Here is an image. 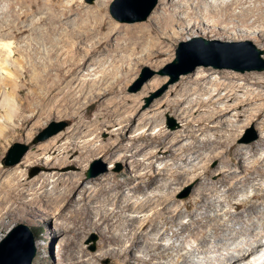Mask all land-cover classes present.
<instances>
[{
  "label": "rangeland",
  "instance_id": "rangeland-1",
  "mask_svg": "<svg viewBox=\"0 0 264 264\" xmlns=\"http://www.w3.org/2000/svg\"><path fill=\"white\" fill-rule=\"evenodd\" d=\"M19 1L21 2L22 0H0V23L3 21L7 22L11 19L9 10L11 9L10 3L13 2L14 8L16 7L15 9L17 11L33 8L32 14L29 15L30 17L28 16L26 18L27 20L24 19V21L26 20V24L36 27L40 33L47 30L49 24L40 22L39 18L48 12L49 6L46 4L44 6L43 0H23L21 3ZM60 1L63 4L74 3L77 9L74 10L69 18L63 19L61 25L59 23L56 24L58 26L57 31H55L53 35L55 39L51 42L55 43L60 37V43L57 44L59 53L52 58H48L53 61L61 60L60 62H63L67 66L69 62L78 58L81 50L84 52L88 49L87 45L91 46L92 42L105 37L107 29L102 32L99 28L101 23H108L112 20L118 25L134 26L147 22L154 12L157 10L161 11L162 0H158L157 5L146 20L134 22L120 21L111 13L110 8L115 0H109L101 11L94 10L96 9L95 5L98 3V0ZM152 1L153 0H142L136 6H127L128 3H126V0H122V3L118 4L117 7L118 14L125 18L142 16L151 5ZM259 3L264 5V0ZM40 4L42 8L37 10V5L40 7ZM241 11V6L235 7L234 9L236 13H241ZM250 21L252 22V19ZM242 29L245 31L244 35H236L235 38L220 37V35L215 36L207 30L185 35L175 41L172 46V56H166L164 57L166 59L165 61L156 64L155 62L143 64H134L132 62H126L125 64L124 62L122 67V62H120L121 57L131 55L132 51H120V53H108L106 51L97 52L92 54L87 62L77 69L78 72L74 80L71 82L70 79L67 80L55 93L49 96H45L44 91L35 90L31 86L22 93L16 92L9 86H4L0 90V169L2 170L0 190L5 187L4 184L8 181L10 174L15 171L21 174L22 179L19 176L17 179H13V181L18 182L17 180L20 179L22 183L37 177L42 171L51 173L57 168H59L61 173H65L66 175L70 172H82L83 186H94L96 188H98L97 183H99V181L104 183L107 182L109 185L115 176H118L119 180L124 181L128 177L129 172H137L138 174L144 173L143 167L137 169L138 163L146 159L144 154L141 153L134 158L126 160L121 157L123 155L121 150H117L118 153L116 156L111 158L103 154L92 156L89 160L83 162V166L81 164H71L61 167L54 166L52 170H48L43 162L44 160L46 161V158H57L62 156L59 148L73 136L70 131L75 122V115L78 116V120L81 121V124H84V127H82V135H84V138L78 137V140L81 142L85 140V142L99 145L102 141L115 142L117 139L121 140L123 138L122 133L119 134L116 132L118 124L106 126L103 125V123L106 120L120 121L121 118L129 114L136 117V119L130 130L126 133V138L122 140L124 144H132L133 138L139 136L146 130L148 134H154L161 128H165L164 130L183 135V138H180L176 146L175 144L173 145V148L178 149V147L189 146L192 148V150L188 151L187 161L175 156L159 159L158 161L155 159L156 170H161L165 167V164H169V167L172 168L182 165V170L185 168V170L189 169L192 170V172H188L189 177L187 176L188 178L183 180L184 182L182 181L180 184L173 182V186L170 189L166 188L164 185L171 183V179H162L151 193L160 194L163 192V194H165L166 192L167 194L171 192L172 194V191L175 189V193L173 194L182 205L183 213L181 214L182 216L178 218L181 223H189L193 214L200 213L201 211H207V213L205 212L206 216L211 214L210 216L214 218L213 222L211 221L213 220L212 218H210L211 220L208 219V222L211 221V224H215V221H226L227 223V225H225V227H227L225 228L223 226V229L220 230L222 236H218L219 238L215 236L214 232H211V224L208 223L206 226L208 241H206V243L197 241L195 237L191 236L192 232L190 231L186 232V235L184 234L186 239H184L183 236H180V238L173 237V231H171L165 238H161L160 241L168 243L171 239L175 242L177 247L181 245L187 246V249L183 250V252H187L191 248L188 260L190 262H188V264H218V259L224 256L228 249L234 247L238 242L247 240H250V242L254 241L257 234L264 232V197L252 198L254 203H258H256L257 211L252 216H248L246 212V214L242 213V215L239 213L241 210H236L233 207L232 203H230V198L226 195L227 188L222 185V183L217 184L219 187L217 189L218 191L216 190L215 193H211L213 194L211 195L212 197H210L211 199L213 198V201L210 200L213 204L209 203L212 205L211 207L204 206L202 208L203 210L197 209L196 211V209L188 210L184 204L185 202L194 201L200 192V184L194 183V181L190 179L195 174V170H197L196 172L199 174L200 172H204V168L211 169L213 172L212 177H209L211 180L208 177H204L205 180L204 178L200 180H204L207 185H209L211 181L209 185L211 188L213 181L218 180L223 172L228 169L229 157L226 152L230 149L232 143L249 147L253 145V150L259 152L258 156L263 157L262 160H264V143H258L260 138L264 137V127L262 124L264 117L259 121H252L249 118V114H251L252 111L248 113V115L245 114L240 117L228 115L226 118H223V121H227L226 119H229L230 116L234 122H227L221 127L218 120H215L213 122H208L209 127L202 130L203 125H201V123L203 119L206 118L207 113L215 107L216 102H210L209 104L205 103V106L203 105L201 107L199 105H194L188 108L191 100H201L207 92L204 86L201 88L199 87L198 90L192 89L196 85L188 80H192V78L203 74H206L208 77L212 76L211 78L225 84L230 83L242 86L240 87L242 90L239 91L241 94L248 90L251 92L256 90V92L261 91L264 93V42L259 37L260 30L264 29V19L255 22L253 26L242 27ZM84 30L90 31L91 33L86 39L80 41L79 39L76 40L71 37L73 31L78 33ZM35 36V33H27L24 35L23 39H13V41H15L14 46L15 48H23L26 47V45H30V52L26 54L32 56L35 61L43 62L47 59L46 53H44L43 50L46 47L52 46V43L48 42L45 46H39L35 40ZM119 36L122 35L117 31L112 38L118 40L117 38ZM199 37L211 40L210 44L205 46L201 45L197 40ZM182 41L186 42L184 48H188V51L179 64L171 66L170 64L177 57V49L180 47ZM198 45L203 46V49L193 50V46ZM36 46L39 48L36 49ZM241 49H245L247 53L244 54L241 52ZM234 50L240 51L243 56L240 58H235L236 56L234 54L229 56L230 53L228 51ZM0 54L2 55L1 59L8 57V53L1 50V48ZM27 59L28 56H26L25 53L19 52H17L16 56H9L7 58L14 66L23 65L24 62H28L29 59ZM199 63L201 65H198L194 71L191 70L186 74H182L179 80L170 83L173 73L182 69H190ZM231 65L233 67H230ZM135 66L136 68H134ZM248 67L256 68L244 72L240 70ZM93 69L97 70L98 77L91 76V79L87 80L90 76L86 77V74ZM221 70L236 73L235 77L231 80L228 78L229 76L220 74L219 71ZM104 76L108 78L104 79V81L103 79L100 80V78H104ZM253 77L258 79H254ZM92 78L94 79L92 80ZM84 79H86V82ZM118 79H121L119 85L123 87L122 90L119 89L118 93H110L101 100L96 97V94L99 92H104L105 89L109 90V86ZM30 80L32 82V78H30ZM98 80L102 83L101 86L96 88L94 90L95 92L91 91L90 83ZM257 80L262 81V84H258ZM231 81H233V83ZM83 85H85L84 88ZM187 88L190 89L187 90ZM222 93H226V90H223ZM26 96H28V102L25 107H23L22 103ZM216 99L217 98H215V100ZM177 100L182 101V110L185 109L188 114H192L191 116L189 115V119H191L194 124L192 123L188 128L186 127V121L180 116L182 110L180 109V111L176 113L168 107L172 101ZM262 101V99L257 100L253 105L247 106V108L255 107ZM10 105L14 110L12 115L11 112L9 113L10 108L8 110ZM24 108L26 110L21 111V109ZM66 111H69V113L65 114ZM26 118H29L30 122L24 124V119ZM53 121L66 122L67 124L62 131L52 137L44 141H36L37 137ZM57 136H60L61 139L58 143V147L45 150L49 142ZM208 141H211V143ZM224 141L226 142L224 143ZM17 142L28 145L29 149L21 161L17 163L18 165L6 166L4 159L10 148ZM143 142L139 141L137 144L139 145ZM249 147H245L244 150L246 152L251 151ZM147 149H149V147ZM29 153H35L39 158L44 157L45 159L43 158L42 161L31 164L25 163L24 161ZM76 155L71 157V159H74ZM244 156L246 158L244 157V162L242 161L243 164L253 163V158H251L249 154ZM146 162H149V160H146ZM262 166L264 169V161ZM90 171L93 174L91 176L88 175ZM234 175L243 177L245 172H242L240 168L234 167L232 176ZM250 176H253L251 182L245 183L246 185L239 183L240 185L238 184L239 186H237L235 190L230 191V193H234V199L232 197L234 201L246 200L255 193L264 194V174L253 172ZM106 179H109V181H106ZM139 181L140 178L134 180L133 183ZM162 183L165 184L163 185ZM58 184L61 186L60 183ZM53 186L54 184H49L50 189H52ZM80 190L73 194V200L70 206L64 211V215H59L58 212H60V209L53 210L50 214H45L43 211L34 209L23 210V212L19 214L17 210H15V213H6L7 210L1 207L3 210L0 212V241L13 226L19 223H26L32 228L37 239L38 251L33 264H73L76 256L81 254L83 250L91 254H99L101 252L99 247L100 232L97 230H86L80 220L81 217L79 212L74 211V209L78 207L76 201L81 198ZM125 191L126 194L131 195V198L134 200L143 197L142 193H135L134 195L129 187H126ZM205 207L206 209H204ZM210 208H212V210H210ZM230 210L235 213L233 216L230 212H227ZM217 212L219 215H222L219 216ZM214 213H216V215ZM242 218H244V222H237V220H241ZM175 229L180 230V226H176ZM222 230H224V232ZM254 231L257 232L255 233ZM223 237L225 239H222ZM219 240L221 242L223 241L222 244ZM177 247L172 250L173 255L168 257V261L180 257L178 252H181V250L177 251ZM216 257L217 259L215 260ZM258 257L260 258L258 264H264V249L259 251ZM161 261H166V259ZM98 262L97 264H119V261L112 257L102 258Z\"/></svg>",
  "mask_w": 264,
  "mask_h": 264
},
{
  "label": "bare ground",
  "instance_id": "bare-ground-1",
  "mask_svg": "<svg viewBox=\"0 0 264 264\" xmlns=\"http://www.w3.org/2000/svg\"><path fill=\"white\" fill-rule=\"evenodd\" d=\"M108 1L109 0H98V3L95 5L96 9L94 10L101 11L107 5ZM261 1L262 0H162L161 11L157 10L154 12L147 22L134 26L118 25L112 20L108 23H101L99 26L100 30L103 32L107 29L105 37L92 42L91 46L87 45L88 49L84 52L81 50L78 58L69 62L67 66L63 62H60L61 60L53 61L49 59L59 53L57 44L60 43L61 39L59 37L55 43L51 41L55 39L53 35L55 31H57L58 26L56 24L59 23L61 25L63 19L69 18L74 10L77 9V6H75L74 3L63 4L60 0H43L44 6L46 4L49 7L47 6L48 12L42 15L39 21L48 23L49 27L44 32L40 33L36 27H32L25 22L27 20L26 18L32 14L33 8L21 10L22 12L19 10L17 11L15 9L16 7L14 8V3L11 2V9L9 10L11 19L7 22L3 21L0 23V48L8 53V57L16 56L17 52H19L25 53L29 60L27 59L28 62H24L23 65L14 66L13 63H10V60H7L8 57L1 59L2 55L0 54V90L4 86H9L16 92L22 93L31 86L35 90L44 91L45 96H49L55 93L67 80L70 79V82L74 80L78 72L77 69L84 65L92 54L97 52L106 51L108 53H120V51H132L131 55L121 57L120 62H122V67L124 62L125 64L126 62H132L134 64L155 62L156 64L165 61L166 59L164 57L166 56L171 57L172 46L175 41L188 34L207 30L215 36L220 35V37L235 38L236 35H244L245 31L242 27L253 26L255 22L264 19V5L259 3ZM240 6L242 8L241 13L234 12L235 7ZM40 8H42V5L40 4V7L37 5V10ZM24 19L26 20L24 21ZM251 19L252 22L250 21ZM85 30L78 33L73 31L71 37L82 41L91 34L90 31ZM117 31L122 35L117 38L118 40L112 38ZM27 33H35V40L39 46H45L48 42L52 43V46L46 47L43 50L47 56L45 61H35L32 56L26 54L30 52V45H26V47L23 48H15V41H13V39H23L24 35ZM259 37L264 42V29L260 30ZM38 48L39 47L36 46V49ZM134 68H136V66ZM219 73L229 76L228 78L231 80L236 74L222 70L219 71ZM88 76H90V78H86L87 80H90L91 76H96L97 78V70H90V72L86 74V77ZM106 76H104V78L101 77L100 80L103 79L104 81V79L108 78ZM209 77L203 74L192 78V80H188L196 85H193L194 87L192 89L198 90L199 87L201 88L204 86L207 91L205 94L207 97L204 95V98L201 100H191L188 108L194 105H199L201 107L205 103L209 104L210 102H216L215 107H213V109L207 113L206 118L203 119L201 123V125H203L202 130L209 127L208 122H213L215 120H218L221 127L227 122H234L230 116L229 119H226L227 121H223V118H226L228 115L240 117L245 114L248 115V113L252 111L251 114H249L250 120L259 121L264 117L263 92H256V90L251 92L248 90L241 94L239 91L242 90L240 88L242 86L230 83L225 84L211 78L212 76ZM30 78H32V82ZM253 78L255 79L256 77ZM86 79H84V81ZM93 79L94 78H92V80ZM100 80L91 82V85L89 84L91 91L101 86L102 83ZM231 82L233 83V81ZM120 83L121 79H118L109 86V90L105 89L104 92H99L96 94V97L101 100L110 93H118L119 89L122 90L123 88L120 87ZM257 83L262 84V81L257 80ZM84 86L85 85H83V88ZM188 89L190 88H187V90ZM223 90H226V93L223 94ZM24 98L25 100L22 103L23 107H25L28 102V96ZM215 98L217 99L215 100ZM261 99L263 101L257 104V106L247 108V106H251L257 100ZM181 100L172 101L168 107L177 113L181 109L183 101ZM8 110L12 115L14 110L11 105L8 107ZM25 110V108L21 109V111ZM68 113L69 111L65 112V114ZM189 115L190 114H188L185 109L182 110L180 114V116L184 118V121H186L187 128L193 123L191 119H189ZM78 119V116L75 115V122L70 131L74 137H70L69 141L67 140L64 145L59 148L62 156L57 157L58 159L52 157L46 158V161H43L48 170H52L54 166L61 167L71 164L82 165L83 162L97 154H103L110 158L115 157L118 153L117 150H121L123 152L121 157L126 160L143 153L146 159L144 158L145 160L138 163L137 169L143 167L144 173L138 174L137 172H129L128 177L124 181L119 180L118 176H115L109 185L107 182L104 183L99 181V183H97L98 188H96L94 186H83L82 172H70L67 176L65 173H61L59 168H57L58 170L55 169L51 173L42 171L32 180L22 183L20 179L17 180L18 182L13 181V179H17L19 176L21 178V174L15 171L10 174L8 181L4 184L5 187L3 186L4 188L0 190V212L6 209V213H15V210H17V212L19 211L18 213L21 214L23 210L34 209L43 211L45 214H50L53 210L60 209V212H58L59 215H64V211L70 206L73 200V194L81 189V198L76 201L78 207L75 208L74 211L79 212L81 217V219H79L86 230H97L100 232L99 247L101 252L99 254H91L83 250L81 254L76 256L73 264H97L100 259L106 257H112L119 261V264H188V262H190L188 260L191 248L189 251L183 252V250L187 249V246L181 245L177 247L175 242L171 239L168 243H163L160 241L161 238H165L167 234L173 231V237L180 238V236H183V238L186 239V232L190 231L192 232L191 236L195 237L197 241L206 243V241H208L206 226L211 221L213 222L214 218L210 216L211 214L206 216L205 212L207 213V211H199L200 213L193 214L189 223H181L178 218L181 217L183 213L182 205L173 194L175 193V189L172 191V194L171 192L167 194L166 192L165 194H163V192L160 194L151 193L162 179H171L172 182L168 185L162 183L166 188L170 189L173 186V182H177L178 184L182 183L183 180L189 177L188 172H192V170H185V168L182 170V165L172 168L169 167V164H165V167L161 170H156L155 159L158 161L159 159L174 156L182 160L187 159L188 151L192 150V148H190L191 146L178 147V149L173 148V145L175 144L176 146V143L179 142L180 138H183V135L164 130L165 128H161L157 133L153 132L154 134H148L146 130L139 136H135L132 144H124L122 140L126 138V133L130 130L136 119L133 115L128 114L121 118L120 121L106 120L103 123V125L106 126L118 124L116 132L119 134L122 133L123 138L121 140L117 139L115 142L102 141L101 144L95 145L91 142H85V140L82 141L83 143L78 140V137L84 138V135H82V127H84V124L82 125L81 121ZM29 122V118L24 119V124ZM262 124L264 127V119L262 120ZM60 140V136L53 138L52 141L50 140L51 142H49V145L47 144L48 146L45 147V150L58 147ZM139 141H144L143 143L145 144L141 143L138 145L137 142ZM208 142L211 143V141ZM225 142L226 141H224V143ZM258 143H264V137H261ZM230 146V149L226 152L229 157L228 169L223 172L218 180L213 181L211 188L209 187L211 181L209 185L204 182V177H212L213 172L211 169L204 168V172H200L199 174H197V170H195V176L193 175L190 179H192L194 183L200 184V192L194 201L184 203L188 210L196 209L197 211V209H202L204 206L211 207L212 205L209 204H213V198H210L212 197L211 195H213L211 193H215L219 188L217 184L222 183V185L227 188V194H225L230 198V203H232L236 210H241L239 213L242 214L246 212L248 216H252L257 211V202L254 203L252 198H263L264 194L255 193L246 200L234 201V193H230V191L235 190L237 186L240 185L239 183L245 184L251 182L253 176H250V174L253 172L264 174L262 166L264 161L262 160L263 157H259V152L253 150V145L249 147L232 143ZM148 147L149 149H147ZM245 147H249L251 151L246 152L244 150ZM248 154L253 158V163L243 164L242 161L246 158L244 155ZM74 155H76V157L71 159ZM43 158H39L35 153H29L24 162L31 164L42 161ZM146 160H149V162H146ZM234 167L240 168L242 172H245V175L243 177L232 176ZM1 174L2 170L0 169V177ZM138 178H140V181L133 183V181ZM203 178L204 180L200 181ZM106 181H109V179H106ZM58 183H60L61 186H59ZM49 184H54L52 189L49 188ZM126 187H129L134 195L135 193H142L143 197L134 200L131 198V195L126 194ZM1 207H3V209ZM212 208H210V210H212ZM204 209H206V207ZM227 212H230L232 216L235 214L231 210ZM214 214L216 215V213ZM208 219L211 221L208 222ZM243 219L244 218L236 220L237 222H244ZM215 222V224L210 223V230L214 232L216 237L222 236L220 230L223 229L222 227H225L227 223L226 221ZM176 226H180V230H176ZM224 230L222 231L224 232ZM255 238L252 242H250V240L238 242L234 247L228 249L227 253L218 259V264H258L260 259L258 257L259 251L264 249V232L257 234ZM222 239L225 238L223 237ZM222 242L220 241L221 244ZM35 246L38 251L37 239ZM175 247L178 248L177 251L181 250V252H178L180 257L178 256V259L176 258L168 261V257L173 255L172 250H174ZM164 259H166V261H161ZM216 259L217 257L215 260Z\"/></svg>",
  "mask_w": 264,
  "mask_h": 264
},
{
  "label": "water",
  "instance_id": "water-1",
  "mask_svg": "<svg viewBox=\"0 0 264 264\" xmlns=\"http://www.w3.org/2000/svg\"><path fill=\"white\" fill-rule=\"evenodd\" d=\"M122 0H115L111 6V13L120 21H127V22H134V21H142L146 20L149 15L154 10L155 6L158 3V0H153L151 5L148 7L146 12L139 17L135 18H125L118 14V4L122 3ZM142 0H126V3H128L127 6H136L139 4ZM198 42L201 45H208L210 44L211 40L205 39L203 37L197 38ZM219 43V42H218ZM220 44V43H219ZM193 46V50L203 49V46ZM241 45V44H239ZM186 46V42H181L180 47L177 49V57L176 59L170 64L171 66L179 64L183 59L188 51V48H184ZM231 55H235V58H240L243 56L240 51H228ZM241 52L246 54L245 49H241ZM201 65L200 63L197 65H194L190 69H182L176 73L172 74V79L170 83L176 82L179 80L180 76L182 74H186L190 72L191 70H195V68ZM230 67H233L232 65ZM256 68V67H255ZM254 67H248V68H242L240 69L242 72L251 69H255ZM262 69V68H260ZM66 122H55L53 121L36 139V141H44L47 138L59 133L66 127ZM29 147L26 144L22 143H15L9 150L8 154L6 155L4 159V163L6 166H13L16 165L18 162L21 161V159L24 157V155L27 153ZM89 176L93 175L90 171L88 173ZM36 242V236L32 228L26 224V223H19L16 226H13L10 230H8L7 234L4 236V238L0 241V264H33L34 258L36 256L37 250L35 246Z\"/></svg>",
  "mask_w": 264,
  "mask_h": 264
}]
</instances>
